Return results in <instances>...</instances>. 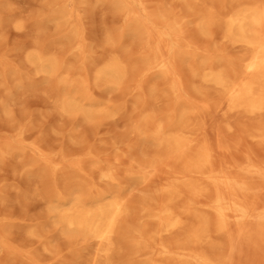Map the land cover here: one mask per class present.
<instances>
[{"label":"rangeland","instance_id":"rangeland-1","mask_svg":"<svg viewBox=\"0 0 264 264\" xmlns=\"http://www.w3.org/2000/svg\"><path fill=\"white\" fill-rule=\"evenodd\" d=\"M74 1L69 26L77 31L76 38H71L69 26L48 19L60 5L59 0H0V148L12 146L9 153L0 155V264H87L92 239L67 231L49 206L57 192L68 195L67 187L77 186L80 179L88 182L82 189L86 200L109 188L100 181L97 167H110L116 172L119 183L115 187L131 206L127 226L124 223L119 237L117 258L139 264L146 257L134 254L126 237L131 235L128 229L146 221L139 210L142 197L169 179L171 168L166 164L147 166L162 153L155 140L134 129L144 108L142 101L135 100L149 99L152 82L162 89L160 75L142 70L139 40L131 33H121L123 15L109 1ZM144 4L150 13L161 11L177 18L184 29L186 38L180 51L195 58L181 55L178 73L189 104L197 112L196 119L204 124L211 143L215 128L221 130L225 149L215 152L216 160L230 165L252 161L264 172V141L247 135L255 119L218 108L219 92L201 83L191 71L209 53L237 58L242 51L222 40L214 28L211 37L199 32L198 5L188 6L180 0H144ZM133 9L142 15L138 5ZM106 34L112 36L114 44L106 43ZM74 45L82 46L83 53L78 55ZM113 51L134 67L121 88L93 80L94 67ZM38 52L55 54L63 63L75 66L72 77L85 76L83 93L69 91L81 101L85 112H91L90 116L81 110L62 112L57 108V99L66 89L29 61L28 56ZM84 63L87 69L81 70ZM203 101L215 108L203 107ZM174 106L173 99L163 98L155 108L159 115ZM79 165L80 171L76 169ZM133 173L146 174L151 181L139 183ZM260 178H255V184L263 187ZM214 236L216 245L204 244L201 249L229 258L226 264H264V234L256 232L241 257L238 247L230 251L226 236Z\"/></svg>","mask_w":264,"mask_h":264},{"label":"bare ground","instance_id":"bare-ground-1","mask_svg":"<svg viewBox=\"0 0 264 264\" xmlns=\"http://www.w3.org/2000/svg\"><path fill=\"white\" fill-rule=\"evenodd\" d=\"M59 1L60 5L48 19L69 26L75 1ZM107 1L123 15L121 33H131L138 38L142 70L156 71L163 85L160 89L152 82L149 99L135 100L136 103L142 101L144 107L135 131L153 138L162 152L159 159L147 166L155 168L166 164L171 168L168 181L139 202V210L146 221L128 229L131 235H125L129 236L134 254L146 257L139 264H226L229 258L214 256L201 249L204 244L216 245L215 234L226 236L230 251L238 247L241 257L243 248L254 234H264V172L261 166L252 161L230 165L216 160L215 152L225 149L221 143V130L215 128V140L211 143L205 135L204 124L196 119L197 112L189 104L178 73V58L188 54L180 51L181 42L186 37L179 20L161 11L150 13L144 0ZM180 1L188 6H199L197 27L202 35L213 36L214 28L222 40L242 51L237 58L209 53L192 66L191 71L201 83L219 92L218 108L225 113L255 119L253 130L246 131L247 135L263 142L264 0ZM134 5L139 6L142 15L135 14ZM69 34L71 38L78 37L73 26H69ZM106 43L114 44L110 34H106ZM75 50L77 54L83 53L80 45H76ZM188 56L195 58L194 54ZM28 59L39 72L66 89L57 99L60 111L81 110L86 117L91 115L70 92L83 93L87 87L85 76L72 77L75 66L65 64L55 54L47 52L30 54ZM86 67L84 63L81 70ZM132 70L134 67L113 51L100 66L94 67L93 80L108 87L121 88ZM163 98L173 99L175 106L158 115L155 105ZM202 106L215 108L205 101ZM11 149L12 146L5 145L0 148V155ZM97 168L100 181L110 185L109 188L90 195L86 200L82 189L88 182L80 179L77 186L67 187L68 195L57 192L49 210L67 231L92 239L87 264H132L117 258L121 248L119 237L131 215L130 202L116 188L119 183L116 172L110 167L106 170ZM76 169L80 171L82 168L79 165ZM132 175L139 183L151 181L146 174ZM255 178L261 179L263 187L255 184ZM202 204L206 208H201ZM29 233L34 234L32 230Z\"/></svg>","mask_w":264,"mask_h":264}]
</instances>
